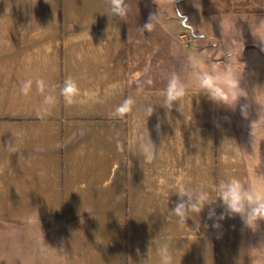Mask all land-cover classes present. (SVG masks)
<instances>
[{"label": "crops", "instance_id": "0c3cea01", "mask_svg": "<svg viewBox=\"0 0 264 264\" xmlns=\"http://www.w3.org/2000/svg\"><path fill=\"white\" fill-rule=\"evenodd\" d=\"M128 2L119 19L108 0H0V264H159L165 245L174 264H264V220L247 226L226 215L214 229L207 206L183 226L171 212L177 193L218 195L232 177L264 193V128L252 136L250 127L264 110L253 83L264 81V0H198L199 8L196 0ZM157 13L155 30L142 34ZM233 25L244 47L228 37ZM223 43L248 92L235 109L201 93L187 63L195 56L217 69ZM172 72L187 94L168 109ZM68 77L87 95L72 105L60 99L44 119L35 86L28 96L19 91L27 79L60 85ZM127 97L134 110L118 117ZM148 103L154 112L146 118ZM214 207L219 216L221 202ZM35 210L40 223L27 219Z\"/></svg>", "mask_w": 264, "mask_h": 264}, {"label": "clouds", "instance_id": "9594fccd", "mask_svg": "<svg viewBox=\"0 0 264 264\" xmlns=\"http://www.w3.org/2000/svg\"><path fill=\"white\" fill-rule=\"evenodd\" d=\"M176 0H172L174 5ZM195 7L199 8V2L196 0ZM109 11L115 18L123 19L128 16L130 6L128 0H108ZM174 10V9H173ZM181 17L180 10H174ZM159 23V13L150 14L148 21L138 30L144 32H152L155 30ZM240 31L233 25L228 32V37L235 40L238 44H243L240 38ZM264 44V40H259ZM244 47V44H243ZM264 50V49H262ZM242 53V52H241ZM234 55V51L225 49V61L220 66L213 70L202 59L195 56H189L187 63L196 70V78L201 93L205 94L213 102L224 105L228 108L235 109L241 98H247L248 92L241 86L243 69L234 66L230 60ZM240 63V62H239ZM242 64V63H240ZM243 65V64H242ZM244 68V65H243ZM35 86V90L43 98L36 108V114L40 119L46 118L51 114L53 108L62 99L66 104L72 105L77 102L82 95V89L76 78L68 77L60 85H49L43 78L27 79L20 86V94L28 96ZM59 87V95L55 93V89ZM187 94V86L180 76L172 72L167 79L165 89L166 103L162 105L171 109L174 102L184 98ZM136 105V101L132 97L125 98L115 109L118 117H124L131 114ZM249 105H240V113L244 119H248ZM144 114L146 118L150 117L154 112V104L148 103L144 106ZM157 131L159 125L156 126ZM251 134L254 135L256 129L264 128V110H259L258 119L251 122ZM81 136L85 134L83 130L79 133ZM142 139L146 145L145 158L148 162L155 159L156 149L149 138L147 128L142 134ZM228 144H234L233 141L225 140ZM7 151L15 152V143L10 144ZM42 150V149H41ZM259 165H257L258 168ZM261 180H264V175H258ZM216 191L219 193L215 195L213 192L200 190L199 192L183 191L177 193L180 197L179 201L171 211L180 222V225H186V220L193 216H198L207 206L208 219L213 220L212 227L214 229L220 228L219 221L225 219V216L239 215L246 225L248 222L257 224V221L264 220V193L260 191L253 192L248 186L247 182L237 177H232L217 185ZM217 200L221 202L223 212L217 216L214 205ZM29 222H39L38 212L35 210L27 217ZM199 225H197L198 230ZM159 264H174V257L168 246H162L159 251Z\"/></svg>", "mask_w": 264, "mask_h": 264}, {"label": "rangeland", "instance_id": "374dc122", "mask_svg": "<svg viewBox=\"0 0 264 264\" xmlns=\"http://www.w3.org/2000/svg\"><path fill=\"white\" fill-rule=\"evenodd\" d=\"M197 30H198V28H197ZM218 32H219V39L222 38V37L224 38L225 31L223 29H219ZM183 33L186 34V38L187 39L185 38V41L187 43H188V41H191L192 40L191 39L192 36L190 35V33H188V31L187 32L185 31ZM180 38L183 39L181 36H180ZM225 48H226V45L224 43L223 44H220L219 51L221 53H223L225 51ZM253 83H254V85H256L255 88L261 87L262 93L264 92V81L261 80V78H255V80H253ZM257 96H259V98H260V101L259 102L264 105V93L263 94H258Z\"/></svg>", "mask_w": 264, "mask_h": 264}, {"label": "built area", "instance_id": "2783aa9c", "mask_svg": "<svg viewBox=\"0 0 264 264\" xmlns=\"http://www.w3.org/2000/svg\"><path fill=\"white\" fill-rule=\"evenodd\" d=\"M181 37H182L183 39H185V38H186V34L183 33V34L181 35ZM186 39H187V38H186Z\"/></svg>", "mask_w": 264, "mask_h": 264}]
</instances>
